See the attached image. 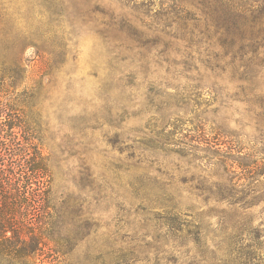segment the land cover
<instances>
[{
    "label": "rangeland",
    "instance_id": "obj_1",
    "mask_svg": "<svg viewBox=\"0 0 264 264\" xmlns=\"http://www.w3.org/2000/svg\"><path fill=\"white\" fill-rule=\"evenodd\" d=\"M160 9L158 0H0V99L50 159L55 217L42 216L52 224L35 264L156 263L141 252L146 177L202 218L201 253L224 252L225 207L201 190L220 167L206 163L203 145L161 129L178 120L184 134L210 120L260 147L264 116L249 112L258 105L244 99L253 92L242 74L258 71L254 94L264 97V47L249 65H232L238 42L230 48L209 17L189 3L185 19ZM38 210L34 201L29 212ZM244 217L264 230V202ZM175 245L166 249L174 259L196 255ZM164 249L158 257L169 256Z\"/></svg>",
    "mask_w": 264,
    "mask_h": 264
},
{
    "label": "trees",
    "instance_id": "obj_2",
    "mask_svg": "<svg viewBox=\"0 0 264 264\" xmlns=\"http://www.w3.org/2000/svg\"><path fill=\"white\" fill-rule=\"evenodd\" d=\"M186 3L209 17L207 22L216 31L220 30L227 43L238 42L230 58L232 65L245 66L256 59L258 48L264 47V0H158L160 11L168 15L180 13L182 19H185L182 15L187 11ZM245 70L242 79L251 82L253 94L243 98H254L258 109L253 107L249 112L258 111L257 117L264 116V97L254 94L252 85L258 71ZM7 100L0 99V264H35V253L46 247L52 224L45 223L42 216L49 215L48 209L54 211L48 197L50 159L25 121L18 116L11 117ZM209 122L200 121V126L184 134L178 131L181 128L177 126L178 120L172 124L167 122L161 130L164 133L165 128L170 127L168 137L177 138L180 144L189 138L203 145L202 149L208 153L206 163L220 167L217 180L201 190L206 200L212 198L232 211L227 214L223 208L219 212L220 218L227 217L231 224L224 252L217 249L211 255L201 253L207 247L201 229L202 218L194 216L192 211L183 213L172 197L154 190L155 180L151 182V178L146 177L141 195L144 223L141 252L145 261L155 257L158 261H150L152 264L161 261L166 264H264V230L253 226L251 217H244L248 210L264 202V137L259 138V147L255 142L257 138L250 140L245 134L215 128ZM243 137L246 142L241 140ZM34 201L39 210L30 214ZM204 215L209 217L208 213ZM51 217H55V211ZM147 225L149 228H145ZM174 243L177 249L193 247L196 255L190 261L186 257L174 259L166 251L167 246L174 249ZM163 248L168 257H158Z\"/></svg>",
    "mask_w": 264,
    "mask_h": 264
}]
</instances>
